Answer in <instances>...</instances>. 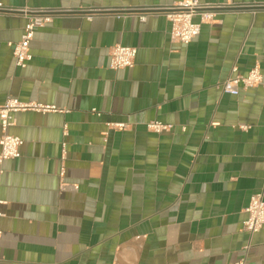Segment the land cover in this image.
Returning a JSON list of instances; mask_svg holds the SVG:
<instances>
[{
  "label": "crops",
  "instance_id": "crops-1",
  "mask_svg": "<svg viewBox=\"0 0 264 264\" xmlns=\"http://www.w3.org/2000/svg\"><path fill=\"white\" fill-rule=\"evenodd\" d=\"M179 1L0 0L72 11L34 31L23 68L12 50L25 17L0 13V103L59 109L13 113L0 264H264V225L242 228L251 195L264 198V86L220 85L254 65L264 82V0H202L212 18L188 44L155 11ZM115 44L136 48L132 67L109 66Z\"/></svg>",
  "mask_w": 264,
  "mask_h": 264
},
{
  "label": "built area",
  "instance_id": "built-area-1",
  "mask_svg": "<svg viewBox=\"0 0 264 264\" xmlns=\"http://www.w3.org/2000/svg\"><path fill=\"white\" fill-rule=\"evenodd\" d=\"M209 5L202 2V0H180L174 5L159 7L155 11L163 13L169 21V37L172 41L182 44H188L195 38L200 31L201 22L209 21L212 18V13L208 10ZM104 9H83L74 11L90 17L96 12ZM105 12L111 9H105ZM72 12L64 9H26L14 8L0 3V13H22L25 17V24L20 39L14 43L12 54L14 63L18 67H25L31 59L29 51V44L33 38L34 31L49 23L55 15ZM128 13L140 14L143 19V14L152 12L148 9L141 8H127ZM198 15L199 22L193 20V17ZM109 66L112 69L128 68L134 64L136 48L132 46H125L121 44L112 45L109 48ZM235 70V69H233ZM221 89L231 95H238L240 88L246 89L258 85L264 86L263 77L258 65H254L249 69L246 75L235 74L227 77L221 82ZM39 111L51 112L58 111L55 105L43 104L34 101H22L15 97L7 96L6 99L0 103V165L3 160L19 157V146L22 144V139L16 135L8 132V128L13 124V113L18 111ZM111 128L122 129L125 127L124 123H114L108 125ZM146 127L155 133H159L168 129L159 121H149ZM1 171V170H0ZM247 217L243 221V230L248 234H253L264 225V198L261 193L251 195L249 203L246 207ZM247 248V247H245ZM228 264H248L247 258L243 255Z\"/></svg>",
  "mask_w": 264,
  "mask_h": 264
}]
</instances>
